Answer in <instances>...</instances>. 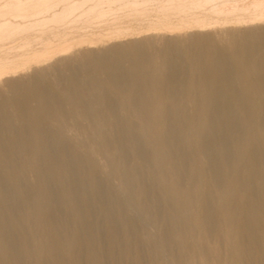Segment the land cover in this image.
Here are the masks:
<instances>
[{
    "label": "bare ground",
    "instance_id": "1",
    "mask_svg": "<svg viewBox=\"0 0 264 264\" xmlns=\"http://www.w3.org/2000/svg\"><path fill=\"white\" fill-rule=\"evenodd\" d=\"M235 1L208 10L223 17L179 16L129 42L65 40L0 61V96L10 93L0 101V144L4 125L26 145L18 159L0 146V162H17L25 179L12 168L7 189L0 176V264H264V4ZM87 62L102 77L92 88L98 105L124 117L126 133L113 142L127 213L151 198L164 220L148 234L102 189L94 171L105 163L70 156L45 126L66 110L43 79L61 88L66 74L75 113L94 108L72 70ZM247 78L251 95L239 91Z\"/></svg>",
    "mask_w": 264,
    "mask_h": 264
},
{
    "label": "rangeland",
    "instance_id": "2",
    "mask_svg": "<svg viewBox=\"0 0 264 264\" xmlns=\"http://www.w3.org/2000/svg\"><path fill=\"white\" fill-rule=\"evenodd\" d=\"M220 1L221 0H0V61L8 58V56L10 59L17 54H29L45 47L47 44L48 47L53 48L59 44L61 45V41L63 42L65 40L72 41L86 37H95L106 40V43H111V41L114 40H122L124 43L129 42L132 38L139 36L138 33L140 31H146V29L150 27L161 26V24L172 22L173 18L179 16L207 13L211 18H220L223 16L219 15L218 12L217 15L216 13L209 12L212 10L211 8L217 7ZM241 2L240 0H236L231 5H233V7L238 4L242 5ZM246 2L247 0L243 2L245 4L244 8L250 7V5L254 7L253 0H248V5ZM259 3L264 4V0L259 1ZM38 7L40 9H36ZM246 11L247 10L241 9V12L239 10L236 14L245 13ZM117 34L120 36L119 38L116 39L111 37ZM85 64L86 66L78 64L72 67L78 79L72 77L75 74L73 71L74 74L71 75V72L70 76L72 79L77 80H75V82L77 86L80 87L81 85L82 91L86 90V92L83 91V99L88 104H94V108L82 112L78 116L68 103L69 101H67V98H65L69 94L67 91L69 88L67 87L71 86V80L69 83V80H67L69 78H67L66 74L64 75V73H61L65 77L62 78L63 75L59 73L57 75L59 77L56 76V80L59 78L56 81V84L58 83L57 87L62 86L60 78H62L63 84L65 80L64 86L56 88L52 82L46 79L41 81V86L53 96L52 98H54V100H52L51 103L55 102L56 104L54 106L58 104L59 108H61V106L65 108L62 110H66L64 113L66 115L63 114L61 118H59L60 122H58L60 124L57 122L56 127L53 122L48 121L45 126L52 134H55L57 141L63 144V147H65L63 149H66L70 156H75V154L82 155L85 158H89L88 160H90V163L92 158L105 163V169L102 173L96 168L94 172L95 174L97 173L96 175L101 179L102 189L109 192L112 191L115 194L114 198L117 197V199L114 200L119 204L122 203V208L125 213H127L126 199L123 197L124 193L116 189L123 181L118 173V153L114 150L115 147L113 142L114 136L116 137L118 134L126 133L123 124L124 117L117 111L113 114L108 113L106 109L98 105L100 102L98 93L92 88L100 84L102 77L98 74L97 66H90L88 62ZM66 81L68 82L66 83ZM68 83L70 85L66 86ZM79 83L80 85H78ZM253 89V79L250 80L247 78L245 87L240 88L239 91L243 94L251 95ZM9 94L8 91L3 90L1 92L0 101L9 96ZM33 106V102L28 103V108H32ZM63 117H66V119L60 120L63 119ZM9 121L13 122L12 115L9 116ZM61 123L64 124L62 125ZM57 125L60 126H58L60 130L57 128ZM1 135L2 142L0 146L2 150L5 151L6 149L5 152L10 158L18 159L20 152L25 150L26 145L22 143L19 138L11 139L9 130L4 125L1 127ZM15 163H9L7 161H4V163L0 162V176L3 177L2 179L5 181L4 183L7 189H12L13 181L6 177V173L11 171L14 167L16 172H14L11 177L20 182L25 181L23 178L24 173L18 163ZM74 172L76 183H80L82 179L80 172H78L77 169H74ZM26 186L33 191L34 186L32 187L28 184ZM148 199L143 200V203L136 207V211L133 210V213H127L132 217L134 225L141 229L144 234H148L149 228H162L164 225V220L158 211H156L157 209L155 208L153 200L151 198ZM14 209L15 208H12V211H16ZM96 220L101 222L102 216L100 214L96 215ZM18 221L19 219L15 221L16 223H13V226L21 228L22 225L20 222L18 223ZM141 222H145L148 225L143 226L145 224ZM102 230L104 234V228ZM27 234L28 233L23 230L22 236H19V242L23 244L26 250H28V248L30 250L33 237ZM20 239L22 241H20Z\"/></svg>",
    "mask_w": 264,
    "mask_h": 264
}]
</instances>
